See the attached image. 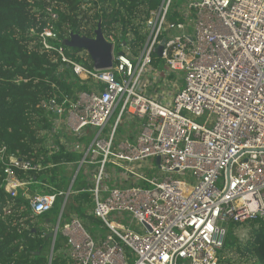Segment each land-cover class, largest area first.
I'll return each instance as SVG.
<instances>
[{"label": "built area", "instance_id": "built-area-1", "mask_svg": "<svg viewBox=\"0 0 264 264\" xmlns=\"http://www.w3.org/2000/svg\"><path fill=\"white\" fill-rule=\"evenodd\" d=\"M143 36L136 54L118 46L114 34L103 36L111 66L102 70L57 51L88 86L73 102H50L71 136L65 146L82 152L75 166L85 169L86 187L71 190L78 172L65 190L19 179V172L40 174L56 165L2 147L0 188L10 198L20 195L35 216L59 202L62 215L72 194L90 195V214L105 235L90 233L76 217L61 224V215L51 229L54 241L65 238L71 264H221L228 224L264 216V0H182L180 6L160 0ZM54 37L43 30L45 49ZM172 74L181 88L175 81L173 90L162 91ZM121 123L128 128L118 136ZM86 138V145L79 141ZM58 149L51 146L49 155ZM145 161L146 170L155 164L166 177L147 178Z\"/></svg>", "mask_w": 264, "mask_h": 264}, {"label": "trees", "instance_id": "trees-1", "mask_svg": "<svg viewBox=\"0 0 264 264\" xmlns=\"http://www.w3.org/2000/svg\"><path fill=\"white\" fill-rule=\"evenodd\" d=\"M159 3L160 0H0V148L34 163L42 157L40 162L45 167L56 165L40 174L19 172V179L35 178L54 188L67 189L70 179L59 163L74 155L82 156V152L69 154L59 142L60 134L54 127L56 114L50 102L60 104L64 97L73 102L78 92L88 90L87 83L61 62L59 48L68 59L87 69L93 63L86 52L65 47L64 41L70 34L93 38L99 26L104 37L114 34L118 46L124 43L136 54L144 41V21ZM52 14L56 17L52 18ZM46 28L55 35L46 39L50 49L44 48L40 38ZM68 102L63 104L65 109ZM79 141L86 145L89 139ZM51 146L59 149L49 155ZM2 179L0 164V186ZM84 187V178L79 180L77 175L71 190L81 191ZM69 199L70 208L66 210L67 201L61 224L74 215L88 226L93 218L88 213L92 208L90 195L78 192ZM27 204L20 195L10 198L0 188V264H71L64 251L65 238L60 235L54 241L51 260L47 254L51 242L47 236L56 223L60 202L40 216L31 214ZM220 263L264 264L263 218L228 224Z\"/></svg>", "mask_w": 264, "mask_h": 264}, {"label": "rangeland", "instance_id": "rangeland-1", "mask_svg": "<svg viewBox=\"0 0 264 264\" xmlns=\"http://www.w3.org/2000/svg\"><path fill=\"white\" fill-rule=\"evenodd\" d=\"M181 3H182V0H177V5L178 6H180ZM118 51H119V47L116 45V47H115V53H118ZM166 81L167 82H170L171 81V84H167ZM166 81L164 82V86L163 85H160V88H161L162 91L170 92L171 90H173L172 82H175V81H177V87L178 88H181V86H182V80H181L180 77H178V74H172V75H170ZM167 85L170 86V89L171 90L167 87ZM115 115H116V113L112 116V118L110 120L111 122L114 120ZM56 118L57 119L54 122V127L58 131V133L60 134L59 139H58L59 142L60 143L61 142H64L63 139L70 141L71 140V136L68 135L67 134L68 132L65 131V125H64L63 119L62 118H59V116L58 117L56 116ZM203 120H204V117L195 119L194 121L196 123H202ZM121 126L122 127L118 128V130H117V135L118 136L124 135V133L127 131L126 128H128V125H126L125 123H121ZM84 140H86V139H84ZM147 166H148V162L147 161L143 162V167L140 166V168H142L141 171H143L146 174V177L147 178H151V177L155 176L159 181H161L162 179H164L166 177L164 174L160 173V171L158 170V168L156 167L155 164L153 165V168L151 169V171L146 170V167ZM60 167L63 168L64 175H65V177L67 179H70L72 177L73 171L76 169L75 168L76 166H73V167L71 166V167H68L67 168V167H64V165H62V164H61ZM60 170H61V168H60ZM85 176H86L85 169L82 168V170L78 174V178H79V180H81ZM31 189L32 190H38V186L32 185ZM68 208H70V199L67 202L66 210H68ZM92 219L90 220L88 226H85L84 225V228L86 230H90L91 233H93V234H97L98 233V234H100L102 236L105 235L107 232L105 231V229H103L101 227V224L99 223V221H97L95 219L92 220ZM120 223L127 226V224L125 222H120ZM55 224L51 226V229L55 226ZM130 227L132 229H135V230L138 229L134 224L132 226H130ZM50 248H51V242H50V245H49V248H48V253H47L48 254V258L50 256Z\"/></svg>", "mask_w": 264, "mask_h": 264}, {"label": "water", "instance_id": "water-1", "mask_svg": "<svg viewBox=\"0 0 264 264\" xmlns=\"http://www.w3.org/2000/svg\"><path fill=\"white\" fill-rule=\"evenodd\" d=\"M94 33L95 35L93 38H87V37L79 36L77 34H70L69 38L64 41V46L86 52L93 63L94 69L97 70L107 69L111 66V53H110L111 44L104 39L99 26ZM160 52H161V47L157 48V56H160ZM156 163H158V159H156ZM77 172L78 171L76 170L75 175ZM227 174H228V170H227ZM60 215H61V210L58 219ZM258 217L264 219L263 215L258 214ZM54 236L55 234L53 232L49 233L47 236L48 238H51L49 260H51V255L53 251Z\"/></svg>", "mask_w": 264, "mask_h": 264}, {"label": "crops", "instance_id": "crops-1", "mask_svg": "<svg viewBox=\"0 0 264 264\" xmlns=\"http://www.w3.org/2000/svg\"><path fill=\"white\" fill-rule=\"evenodd\" d=\"M56 130V129H55ZM57 131V130H56ZM64 140V142H63V145L65 146V145H68V144H70V143H68V140H65V139H63ZM66 147V150H67V152H69V154H75V152L71 149V147H67V146H65ZM77 160H78V158H76L75 157V155H74V158L72 159H69V160H61V163H59V164H62L63 165V163L64 164H67V168L68 167H73V166H75V162H77ZM76 169L73 171V174L75 173V171L77 170V167H75ZM80 171H78V173H79ZM73 176V175H72ZM69 184H70V182L68 183V186H67V188L69 187ZM63 190H65V189H63ZM76 191V190H75ZM76 194V193H75ZM72 196V195H71ZM70 196V197H71ZM69 197V198H70ZM68 198V199H69ZM68 201V200H67ZM92 202V201H91ZM92 208H93V202H92ZM92 208L88 211V213L90 214V212H91V210H92ZM74 217V215H70V219L71 218H73ZM79 219V218H78ZM82 220L83 219H80V221L82 222ZM83 225H84V223H83ZM64 251H65V253H66V255H67V251H66V247H64Z\"/></svg>", "mask_w": 264, "mask_h": 264}, {"label": "snow or ice", "instance_id": "snow-or-ice-1", "mask_svg": "<svg viewBox=\"0 0 264 264\" xmlns=\"http://www.w3.org/2000/svg\"><path fill=\"white\" fill-rule=\"evenodd\" d=\"M195 223H196V222L194 221L193 224H195ZM201 223H203V222H201ZM197 226H199V225H197Z\"/></svg>", "mask_w": 264, "mask_h": 264}, {"label": "clouds", "instance_id": "clouds-1", "mask_svg": "<svg viewBox=\"0 0 264 264\" xmlns=\"http://www.w3.org/2000/svg\"><path fill=\"white\" fill-rule=\"evenodd\" d=\"M52 233V232H51Z\"/></svg>", "mask_w": 264, "mask_h": 264}]
</instances>
